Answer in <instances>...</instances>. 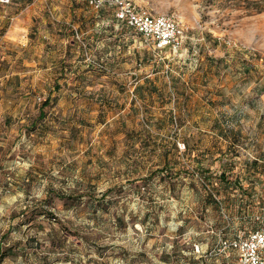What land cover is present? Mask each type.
I'll use <instances>...</instances> for the list:
<instances>
[{
  "label": "rangeland",
  "instance_id": "rangeland-1",
  "mask_svg": "<svg viewBox=\"0 0 264 264\" xmlns=\"http://www.w3.org/2000/svg\"><path fill=\"white\" fill-rule=\"evenodd\" d=\"M133 2L177 54L86 0L0 30V264H236L264 228V0Z\"/></svg>",
  "mask_w": 264,
  "mask_h": 264
},
{
  "label": "built area",
  "instance_id": "built-area-1",
  "mask_svg": "<svg viewBox=\"0 0 264 264\" xmlns=\"http://www.w3.org/2000/svg\"><path fill=\"white\" fill-rule=\"evenodd\" d=\"M11 0H0L7 4ZM98 9L104 4L113 8L115 20L124 21L145 40L159 48H169L177 54L185 40V29L174 15H153L137 7L133 0H86ZM223 246L235 251L236 264H264V228L257 229L245 237L223 241Z\"/></svg>",
  "mask_w": 264,
  "mask_h": 264
},
{
  "label": "crops",
  "instance_id": "crops-1",
  "mask_svg": "<svg viewBox=\"0 0 264 264\" xmlns=\"http://www.w3.org/2000/svg\"><path fill=\"white\" fill-rule=\"evenodd\" d=\"M11 7L15 10V14L10 17V23L6 25L4 11L0 9V30L5 35L7 42L18 41L20 34L28 31L31 26V19L35 16V0H11ZM5 31V32H4Z\"/></svg>",
  "mask_w": 264,
  "mask_h": 264
},
{
  "label": "trees",
  "instance_id": "trees-1",
  "mask_svg": "<svg viewBox=\"0 0 264 264\" xmlns=\"http://www.w3.org/2000/svg\"><path fill=\"white\" fill-rule=\"evenodd\" d=\"M10 2H11V1H10ZM103 7H109V6H107L106 4H104L103 6H101L100 8H98L97 10H100V9H102ZM110 8H111V7H110ZM111 9H112V12H113V8H111ZM116 22H117L118 25H124V26H126V27H128V28H131V27L127 26L126 23H125L124 21L116 20ZM131 29H133V28H131ZM47 102H48V100L46 99V100L44 101L43 104H46ZM262 157H263V159H264V153L262 154ZM252 165H253L254 168H257V163H256L255 161L252 162ZM262 168H264V160H263V163H262ZM201 170L204 171V173H208V174H210V169H207V168H206V169H201ZM218 179H219V181L223 182L225 185H228V184L232 183L236 188H238V189L240 190V192H241L242 194H246V193L248 192V190L245 189V188L241 185V183H240V181L238 180V178H236L233 182H232V181H229V180L227 179V177H226V173H225L224 170L220 171V173H219V175H218ZM67 197H68V196H65V198H67ZM210 200H211V202H214V203H215V199H213L212 197H210ZM253 231H254V230H253Z\"/></svg>",
  "mask_w": 264,
  "mask_h": 264
}]
</instances>
